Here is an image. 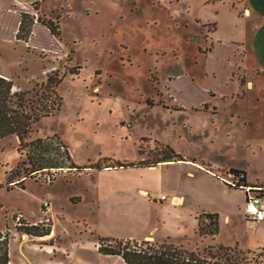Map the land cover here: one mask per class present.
<instances>
[{"label":"rangeland","instance_id":"obj_1","mask_svg":"<svg viewBox=\"0 0 264 264\" xmlns=\"http://www.w3.org/2000/svg\"><path fill=\"white\" fill-rule=\"evenodd\" d=\"M243 3L1 0L0 72L30 98L42 91L57 93L61 102L32 121L22 137L40 146H20L14 133L0 137V258L6 243L11 264H51L48 258L61 264H121L101 256L91 240L97 233L121 237L147 223L154 210L145 203L146 195L113 190L100 197L96 212L87 195L81 201L66 196L83 191L94 178L91 170L66 165L29 169L70 159L76 164L148 159L165 143L205 163L207 170L195 171L193 185L215 195L220 208H232L229 220L218 217L213 236L193 232L191 215L177 228L163 223L164 229L190 235L178 233L170 240L200 248L230 240L232 234L240 241L264 240V219L253 225L243 221L244 188L226 183L230 167H236L244 171L250 189L264 195V69L249 49L257 14L249 1L251 11H244ZM44 21L54 24L57 33ZM48 73L60 76L53 91L43 87ZM184 162L168 165V171L187 177L185 169L191 166ZM156 193L149 188L150 199L157 201ZM41 198L51 204L48 217L30 222L42 214ZM199 219L204 226L207 217L200 214ZM30 223L50 225V240L65 250L39 246L43 240L19 228ZM260 249L257 257L264 263V247L247 254Z\"/></svg>","mask_w":264,"mask_h":264},{"label":"crops","instance_id":"obj_2","mask_svg":"<svg viewBox=\"0 0 264 264\" xmlns=\"http://www.w3.org/2000/svg\"><path fill=\"white\" fill-rule=\"evenodd\" d=\"M246 1H249L252 5L253 12L256 20L252 24L251 35H250V51L252 55L255 56L257 61H259V65L264 69V0H243V10L247 11L248 14L251 11L249 5H247ZM1 2V0H0ZM214 28V27H213ZM212 29V28H211ZM141 158H144L140 156ZM124 160V159H119ZM185 161V162H184ZM186 163L190 164L191 167H187L185 172L188 173V176L179 175V173H172L168 171V165L176 164V163ZM75 163V162H74ZM62 166V165H61ZM66 167H73L67 166ZM81 170V168H85L87 170H91L93 173L91 174L94 177L90 183H87L83 188V191H67L66 196L70 201H81L85 200L86 195L88 196L90 203H93L91 209L98 212L99 209V199L102 195H106L108 192H112L113 190H131L135 189L136 192L140 193L141 196L144 194L146 198H144L145 203L148 206H153L154 215L153 217L148 216L147 223L143 224L135 231H129L121 235V237H134V238H154V239H163L167 238L170 240L171 237L177 236L178 233L180 235H187L188 231H169L167 228H162L163 223L173 225L177 228V223H179L185 216L191 215V220L195 224V232L197 235H210L208 233L199 234L196 231L197 226V214L200 211H216L217 213V222L218 217L222 216L224 220H229L230 213L232 208L222 209L220 208V203L217 202L215 195L211 193L203 192L201 188L193 185V176L195 175V171L197 170H207L208 166L198 161L194 157H184L183 155L179 157L172 158H164L157 159L154 162L147 163H138V164H103L101 166H96L93 164H86L84 162L77 163L76 169ZM54 179V178H53ZM53 179L50 181L52 182ZM221 184L218 178H215ZM183 181L187 182V185H183ZM181 182V183H180ZM224 185V184H223ZM264 186V183L261 184ZM156 188L157 201L155 199H150L149 197V188ZM165 190L166 192H161ZM159 192V193H158ZM52 193V192H50ZM163 194V196H161ZM42 199V198H41ZM96 202V203H95ZM264 204V199L262 200ZM96 204V205H95ZM50 202L47 206V211L50 206ZM243 208V204H242ZM46 211V213H47ZM39 215L35 218H30V222H34L36 220L47 218L46 215ZM244 216V215H243ZM243 221H246L248 224L253 225L258 221L263 220H250L246 216L243 217ZM219 228V226H218ZM217 228V232H218ZM160 230V231H159ZM91 232V231H90ZM215 232V234L217 233ZM100 235L111 236L106 233H97ZM214 234V235H215ZM54 235V231L50 227V230L44 234H32L30 233V237H35L39 240H43L39 244V246H44V248L48 251L49 248L54 245L57 247H61L65 250L64 245L57 244L56 245L50 240ZM237 237V234H232L230 240H226V243H241V246L256 248L260 246H264V240H262L259 236H253L251 238H247L243 241H240ZM48 239V242L45 240ZM173 241V240H172ZM221 241V240H220ZM93 248H95L101 256H107L112 258L119 259L121 264H125L122 258L117 253L110 252H102L99 251L96 247L97 241L96 239L91 240ZM175 242V241H174ZM180 242V241H179ZM182 243V242H180ZM240 245V244H239ZM54 246L52 250H54ZM8 255V249H7ZM51 264H61L60 259H52L48 258ZM11 264V261L8 256V263Z\"/></svg>","mask_w":264,"mask_h":264},{"label":"trees","instance_id":"obj_3","mask_svg":"<svg viewBox=\"0 0 264 264\" xmlns=\"http://www.w3.org/2000/svg\"><path fill=\"white\" fill-rule=\"evenodd\" d=\"M18 21V26H19ZM45 25L52 33H57V27L49 21H44ZM29 31V30H28ZM17 35V31L15 32ZM26 34L23 35L25 37ZM60 76L46 75L44 86L49 91H53V85L56 84ZM27 90L14 87V82L10 76L0 72V137L14 133L18 138V144H25L30 147L32 143L40 146L38 143H30V140H23V135L29 129L32 121L40 115L48 114L60 105V95L54 93V96H47L42 91L30 98ZM33 102V103H32ZM40 136H36L34 140H38ZM33 140V141H34ZM18 145V146H19ZM45 146V144H44ZM42 146V147H44ZM161 153L153 158H138L136 160H119L112 159L113 162L103 164H138L154 162L157 159L179 157L181 154L170 147L167 143L162 144ZM76 166L73 160H69L67 164L39 162L30 167L29 171L43 166ZM93 165L101 166L102 164L94 163ZM233 172L240 173L239 179L242 183L247 184L244 177V171L236 167H230ZM23 177L17 179L18 182ZM203 214L207 217L203 222L204 226H200L199 215ZM21 230L32 234H44L50 230V225L44 227H36V223H30L28 226L19 227ZM218 222L216 211H200L197 214L196 232L199 234L208 233L211 236L217 232ZM96 247L99 251L117 253L120 255L125 264H264L260 263L257 257L261 253V249L256 255H249L247 252L252 248L244 247L236 242L226 243L222 241L207 242L200 247L197 245L187 246L180 242H174L167 238H134V237H117L96 234ZM264 246H260L263 248ZM7 246H2L0 264H7Z\"/></svg>","mask_w":264,"mask_h":264},{"label":"built area","instance_id":"obj_4","mask_svg":"<svg viewBox=\"0 0 264 264\" xmlns=\"http://www.w3.org/2000/svg\"><path fill=\"white\" fill-rule=\"evenodd\" d=\"M230 177L227 178L228 184L230 185H237L242 186L245 190V198L243 203V210L244 215L250 219V220H257L264 218V204L262 203V197L264 195H260V193H257L253 190H251L248 184L242 183V181L239 179L240 173H235L232 170L229 169ZM264 188V186H263ZM163 196V194H161ZM49 204V200L47 198H42L40 201V212L45 215L47 211V206ZM21 214L15 213L14 218L16 219V222L19 223Z\"/></svg>","mask_w":264,"mask_h":264}]
</instances>
